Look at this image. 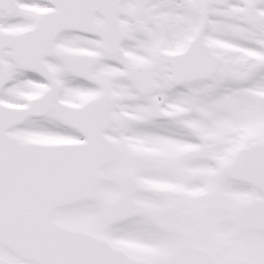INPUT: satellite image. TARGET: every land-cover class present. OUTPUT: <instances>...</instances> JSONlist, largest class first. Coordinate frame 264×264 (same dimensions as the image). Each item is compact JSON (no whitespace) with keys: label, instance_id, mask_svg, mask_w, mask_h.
Listing matches in <instances>:
<instances>
[{"label":"snow or ice","instance_id":"1","mask_svg":"<svg viewBox=\"0 0 264 264\" xmlns=\"http://www.w3.org/2000/svg\"><path fill=\"white\" fill-rule=\"evenodd\" d=\"M0 264H264V0H0Z\"/></svg>","mask_w":264,"mask_h":264}]
</instances>
